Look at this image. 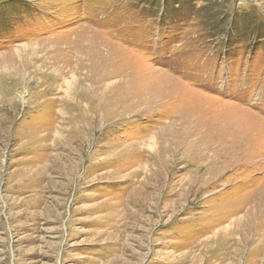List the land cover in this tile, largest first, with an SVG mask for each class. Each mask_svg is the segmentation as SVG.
Listing matches in <instances>:
<instances>
[{"label": "rangeland", "instance_id": "rangeland-1", "mask_svg": "<svg viewBox=\"0 0 264 264\" xmlns=\"http://www.w3.org/2000/svg\"><path fill=\"white\" fill-rule=\"evenodd\" d=\"M0 264H264V0H0Z\"/></svg>", "mask_w": 264, "mask_h": 264}, {"label": "bare ground", "instance_id": "bare-ground-1", "mask_svg": "<svg viewBox=\"0 0 264 264\" xmlns=\"http://www.w3.org/2000/svg\"><path fill=\"white\" fill-rule=\"evenodd\" d=\"M51 48V47H50ZM40 49V48H39ZM42 51V50H41ZM39 52V51H38ZM40 53V52H39ZM38 53V54H39ZM45 54V53H44ZM53 56V55H52ZM30 57V56H29ZM28 58V57H27ZM25 60V59H24ZM29 60V59H28ZM41 60V59H40ZM29 61H27V63H28ZM14 63H15V61H14ZM20 63V62H19ZM39 63V62H38ZM19 65V64H18ZM16 66H17V63H16ZM38 67H39V65H38ZM17 68V67H16ZM53 68V67H52ZM51 68V69H52ZM7 69V68H6ZM5 69V70H6ZM18 69V68H17ZM47 69H49V68H47ZM53 70H55V69H53ZM36 71H38V70H36ZM58 73H60L61 74V72H58ZM13 75V74H12ZM14 76V75H13ZM13 76H12V78H13ZM9 77V76H8ZM39 77H40V75H39ZM47 77V76H46ZM15 78V77H14ZM98 78V77H97ZM110 78L111 77H108V76H103L102 78H100V79H98V80H93L92 81V84H94V87L93 88H95V89H93L90 93L91 94H84V92H79L78 94H77V96L78 97H80L81 98V100L84 102V105L86 104V106H83V107H80V106H78L77 104H83V102H80V101H76V103H75V105H76V107L75 108H79V110H80V108H82L81 110L82 111H85L86 112V110H88V111H90V102H91V100L93 99V98H96V99H98V102L100 103V105L97 107V108H95V111H103L104 110V108H105V104H104V102L107 104V101H112V102H109V103H113V102H116V100H118V99H116V98H113V96H110V94H109V91H106V87H107V84H109L108 82H109V80H110ZM41 81V80H40ZM35 82V81H34ZM73 82V81H72ZM11 83V82H10ZM104 83H106V84H104ZM41 84V83H40ZM45 84V83H44ZM15 85V84H14ZM46 85V84H45ZM81 85V84H80ZM104 85H106V87H105V89L103 88V86ZM39 86V85H38ZM87 86H89V85H87ZM109 86V85H108ZM110 86H112V85H110ZM14 87V86H13ZM41 87V86H40ZM82 87H84V86H82ZM8 88V87H7ZM10 88V87H9ZM11 89V88H10ZM18 89V88H17ZM60 89V88H59ZM69 89V88H68ZM84 90V89H83ZM83 90H81V91H83ZM125 90V89H124ZM50 89H45V90H42V91H39V92H35V94H33L34 96H35V99L39 96V95H42V94H49L50 93ZM11 92H12V90H11ZM26 92V91H25ZM65 92L67 93V90H65ZM10 94V93H9ZM8 94V95H9ZM52 94V93H51ZM7 95V94H6ZM20 95V94H19ZM68 95V94H67ZM71 95V94H70ZM18 96V95H17ZM21 96V95H20ZM19 96V97H20ZM149 96V95H148ZM44 97V96H43ZM6 100H11V98L9 97V98H7ZM13 100V99H12ZM11 100V101H12ZM23 100H24V98H23ZM10 101V102H11ZM64 101V100H63ZM96 101V100H95ZM120 101V100H119ZM15 102V101H14ZM5 103V102H4ZM6 104V103H5ZM94 104V103H93ZM138 104V103H137ZM3 105V104H2ZM74 108V109H75ZM137 108V107H136ZM106 109V108H105ZM126 111H127V109H125ZM81 112V111H80ZM95 114H96V112H95ZM101 114V113H100ZM84 117V116H83ZM97 117V116H96ZM98 118V117H97ZM101 118V117H100ZM92 119V118H91ZM101 120V119H100ZM75 122L76 121H72L71 123L72 124H75ZM83 122H86V121H83ZM81 124H83V123H81ZM58 133V132H57ZM226 142V141H225ZM234 143V142H233ZM229 145V144H228ZM233 145V144H232ZM254 145V144H253ZM198 149H201V148H204V146L203 145H200L199 143H198ZM230 146V145H229ZM236 146V145H235ZM241 146V145H240ZM201 147V148H200ZM206 147V146H205ZM251 147H253L252 145H251ZM231 148V147H230ZM234 148V147H233ZM257 148V147H256ZM255 148V149H256ZM205 149V148H204ZM196 150V149H195ZM202 150V149H201ZM209 150V149H208ZM207 150V151H208ZM232 150V149H231ZM250 150H252V149H250ZM250 150H249V152H250ZM214 151V150H213ZM259 151V150H258ZM258 154V153H257ZM220 152H218V153H214V157H213V159L214 160H217L218 158H220ZM237 155V154H236ZM206 156H208V155H206ZM256 156V155H255ZM196 157H197V155H196ZM204 157V156H203ZM209 157V156H208ZM218 157V158H217ZM199 158V157H198ZM205 158V157H204ZM207 158V157H206ZM201 159V158H200ZM209 159H210V157H209ZM204 160V159H203ZM202 160V161H203ZM250 160V159H249ZM219 162V161H218ZM247 163V162H246ZM207 164H210V163H207ZM248 164V163H247ZM255 164V163H254ZM211 165V164H210ZM209 165V166H210ZM208 166V167H209ZM247 166V165H246ZM251 166V165H250ZM212 167H214V166H212ZM218 168H219V166H217ZM222 167V166H221ZM211 168V167H210ZM217 168V169H218ZM215 169V168H214ZM226 169V168H225ZM228 169V168H227ZM209 170V169H208ZM207 170V171H208ZM211 171H214V170H212V169H210ZM223 170V169H222ZM222 170H220V172L222 171ZM215 171H219V169L218 170H215ZM224 172V171H223ZM198 174V173H197ZM208 174V173H207ZM214 175H215V173H214ZM213 175V176H214ZM201 176V175H200ZM208 176V175H207ZM212 176V177H213ZM215 176H217V175H215ZM205 177V176H204ZM203 178V177H202ZM202 178L200 179V180H202ZM213 179V178H212ZM194 182V181H193ZM199 182V181H198ZM195 183V182H194ZM197 183V182H196ZM196 185V184H195ZM199 188V187H198ZM261 200V199H260ZM258 203V202H257ZM255 207V206H254ZM259 209V208H258ZM254 211V210H253ZM256 212H257V210H256ZM254 213L253 214V212H252V214L253 215H255V214H257V213ZM261 213V212H260ZM252 214H251V210L250 211H248V212H246L245 213V215H243V216H241L240 217V219H242V221L240 220V221H238V220H235L234 222H233V225L237 228L238 226H240V224H241V222H243L244 220L243 219H248L249 217H251L252 216ZM259 217V216H258ZM253 218V217H252ZM254 220V219H253ZM251 223H252V221H251ZM244 224V223H243ZM253 224V223H252ZM249 225H251L250 223H249ZM248 224L246 225V227H248L249 226ZM235 228V229H236ZM252 228V227H251ZM229 229V228H228ZM232 229V228H231ZM250 230V229H249ZM231 231V230H230ZM231 237V236H230ZM226 239V238H225ZM233 242V241H232ZM226 246V245H225ZM231 251V250H230ZM221 257V256H220ZM225 258V257H224ZM224 260V259H223Z\"/></svg>", "mask_w": 264, "mask_h": 264}]
</instances>
